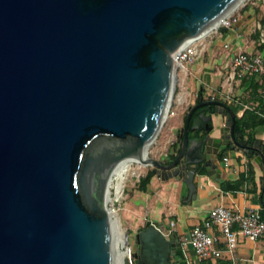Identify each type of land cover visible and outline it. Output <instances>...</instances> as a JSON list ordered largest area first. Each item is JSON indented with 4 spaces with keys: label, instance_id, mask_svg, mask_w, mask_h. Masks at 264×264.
<instances>
[{
    "label": "water",
    "instance_id": "water-1",
    "mask_svg": "<svg viewBox=\"0 0 264 264\" xmlns=\"http://www.w3.org/2000/svg\"><path fill=\"white\" fill-rule=\"evenodd\" d=\"M235 1L0 0V264H115L120 164L181 176L191 199L195 173L203 163L213 174L221 143L252 150L234 110L208 98L188 106L172 158L143 157L172 106L173 54ZM201 105L209 114L193 115ZM212 112L224 117L215 136ZM135 241L125 264H170L180 246L152 221Z\"/></svg>",
    "mask_w": 264,
    "mask_h": 264
},
{
    "label": "crops",
    "instance_id": "crops-1",
    "mask_svg": "<svg viewBox=\"0 0 264 264\" xmlns=\"http://www.w3.org/2000/svg\"><path fill=\"white\" fill-rule=\"evenodd\" d=\"M238 20L239 17L236 21ZM237 35L238 32L232 27H226V53L228 52L227 48L247 50L246 52H255L258 49L244 43V40L237 38ZM254 48L255 50L251 51ZM228 63L229 61L226 59V65ZM259 86V79L255 75L235 77L230 80L226 78L225 96L220 98L217 94L208 98L213 97L222 100L234 110L237 117L242 115L245 108L252 107L264 116V95L260 94ZM205 88L208 93V88ZM199 90L202 91L201 99H208L203 98V87H200ZM199 90L196 96H192L191 93L190 95L181 93L178 101H176L175 109L173 108L170 113L172 117L157 140L155 157L159 159L173 157L170 155L171 144L180 140V128L183 126L188 106L201 100H197ZM191 102L193 103L189 104ZM184 105H187L186 111H184ZM205 110H207V106ZM209 121L212 125L209 134L219 135V127L224 123V117L220 113L212 112ZM204 133L203 128L190 129L189 131L191 136ZM253 135L264 142V124L256 126ZM242 137L247 139L246 134H242ZM232 144L233 142L230 141L219 145L215 156H212V161L216 165L212 175L207 173L203 163L200 164L194 175L196 182L194 198L189 199L187 197L186 183L178 175L163 177L161 174L154 173L146 190H139L147 195L150 205L151 213L144 217L145 221L149 219L155 222L164 234H171L180 242V246L175 247L169 255L170 264H264V234L255 240L240 236L233 257L224 251L216 261L211 259L199 260L194 249L188 243L181 241L189 234L194 225L203 223L209 209L215 205H224L234 212L247 211L250 208H259L261 212L260 193L264 167L258 165L256 154L249 158L244 149L237 146L233 147ZM173 152L176 153V151ZM241 176L243 179L238 186H229L228 183L237 182ZM222 184H225V187ZM171 221H173L172 225H170ZM217 245L224 247L222 241L218 242Z\"/></svg>",
    "mask_w": 264,
    "mask_h": 264
},
{
    "label": "rangeland",
    "instance_id": "rangeland-1",
    "mask_svg": "<svg viewBox=\"0 0 264 264\" xmlns=\"http://www.w3.org/2000/svg\"><path fill=\"white\" fill-rule=\"evenodd\" d=\"M232 12L239 17L238 21L230 25V28L232 27L238 32L237 38L258 48V36L264 26V0H243L230 14ZM258 23L260 28H258ZM218 27L219 25L217 28L213 27L197 38V55L193 62L186 63V67L183 69L174 67L175 78L171 96L172 106L164 127L172 117L170 113L173 108L175 109L176 101H178L181 93H187V95L191 93L192 96H196L200 87H203V98L217 94L220 98L225 96L226 75L230 70L229 64L226 65V59L230 61V57L239 49L227 48L230 53H226V30L221 31ZM254 50L255 48L251 51ZM242 51L246 52L247 50ZM204 86L208 88V93ZM186 110L187 105H184V111ZM161 133H163V130ZM161 133L152 145L148 147V156L155 157V147L157 140L162 135ZM153 167L154 165L152 164L131 161L124 179L121 195L118 199H114L112 203L110 201L111 209L113 208V213L119 218L120 225L126 233L128 256H131L132 252L138 247V243L135 241V234L140 228L145 227L147 222H150L149 219L145 221L144 218L151 213L147 195L137 189V184L139 177L145 175ZM113 192L114 189L112 187L111 197H113ZM131 258L133 259L132 256Z\"/></svg>",
    "mask_w": 264,
    "mask_h": 264
},
{
    "label": "built area",
    "instance_id": "built-area-1",
    "mask_svg": "<svg viewBox=\"0 0 264 264\" xmlns=\"http://www.w3.org/2000/svg\"><path fill=\"white\" fill-rule=\"evenodd\" d=\"M236 19L237 17L233 12L229 13L221 19L217 26L228 27ZM258 28H260L259 23ZM196 40L197 38L186 42L175 51V56L173 54L175 68L183 69L186 67V63L194 61L197 55ZM258 40L259 44L264 43V26L258 36ZM229 53L228 51L227 54ZM228 64L230 70L226 77L227 80L235 77L255 75L260 82L259 92L264 95V49L258 48L255 52L238 50L230 57ZM118 197H115L113 192L111 203ZM172 224L173 221L170 222V225ZM262 234H264V218L259 208L234 212L224 205H215L209 209L203 223L194 225L189 234L181 241L182 243H188L194 249L199 260L211 259L216 261L224 251L230 257H233L234 249L240 236L255 240ZM221 241L224 247L217 245Z\"/></svg>",
    "mask_w": 264,
    "mask_h": 264
},
{
    "label": "trees",
    "instance_id": "trees-1",
    "mask_svg": "<svg viewBox=\"0 0 264 264\" xmlns=\"http://www.w3.org/2000/svg\"><path fill=\"white\" fill-rule=\"evenodd\" d=\"M219 29L221 31H225L226 27L220 26ZM258 48L264 49V43L259 44ZM201 98H202V91L199 90L197 100ZM209 123L211 124V121H209ZM260 124H264V116L258 113L256 109L253 107L245 108L241 116H238V117L235 116L234 118V129L240 131L242 134H246V137H247L246 140L250 145H254V143H256V145L252 147V150L246 151L249 158L255 153H260L262 154V156H264V142L260 141L253 135L254 128ZM179 142L180 140L171 144V149H172V151L170 152L171 156H174L173 151L178 150ZM151 176H152L151 170H148L145 175L140 176L138 179L137 189L141 191H145L147 188V184L150 181ZM242 179H243V176H241L240 179L237 180V182L228 183V184L230 187H233L236 185L238 186V184L240 183ZM225 184H222V185L224 186ZM260 198H261V203H262L261 213H262V217L264 218V177L262 180Z\"/></svg>",
    "mask_w": 264,
    "mask_h": 264
},
{
    "label": "bare ground",
    "instance_id": "bare-ground-1",
    "mask_svg": "<svg viewBox=\"0 0 264 264\" xmlns=\"http://www.w3.org/2000/svg\"><path fill=\"white\" fill-rule=\"evenodd\" d=\"M243 0H236L228 9L229 11H232L235 7H237ZM219 20H215L214 26L218 24ZM206 29H209L208 26L203 29L205 31ZM203 35V34H202ZM175 56V53H174ZM175 61L173 62V64ZM173 90L171 89V93ZM148 156V148H146L143 152V157ZM131 161H136L138 163H142L139 159H134L130 158L129 160L125 161L124 163L120 164L119 168L117 169L114 178L112 180V186L114 189V196H120L124 179L126 178L128 168H129V163ZM119 198V197H118ZM111 200V197H110ZM111 218H112V223H113V228H114V234H115V248L113 251V258H114V263L115 264H125L124 260L128 256V245L126 241V233L122 229L120 225L119 218L116 216V214L113 213V210L111 209Z\"/></svg>",
    "mask_w": 264,
    "mask_h": 264
},
{
    "label": "flooded vegetation",
    "instance_id": "flooded-vegetation-1",
    "mask_svg": "<svg viewBox=\"0 0 264 264\" xmlns=\"http://www.w3.org/2000/svg\"><path fill=\"white\" fill-rule=\"evenodd\" d=\"M197 101H195V103H196ZM205 108H206V105H201V106H198V107H196V109L193 111V115L195 114V113H199L200 111H202V110H205ZM205 113L206 114H209V112L207 111V110H205Z\"/></svg>",
    "mask_w": 264,
    "mask_h": 264
}]
</instances>
